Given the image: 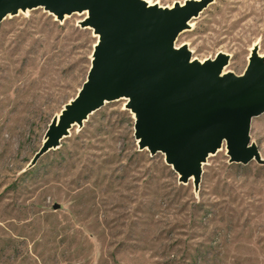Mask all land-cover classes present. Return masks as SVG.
I'll list each match as a JSON object with an SVG mask.
<instances>
[{
    "label": "rangeland",
    "instance_id": "obj_1",
    "mask_svg": "<svg viewBox=\"0 0 264 264\" xmlns=\"http://www.w3.org/2000/svg\"><path fill=\"white\" fill-rule=\"evenodd\" d=\"M85 17L36 8L0 21V264H264V165L220 149L195 192L162 153L138 150L124 99L25 169L86 80L98 37ZM182 45L199 61L224 53V71L242 74L254 45L264 59V0H210ZM249 135L264 160V113Z\"/></svg>",
    "mask_w": 264,
    "mask_h": 264
},
{
    "label": "water",
    "instance_id": "obj_2",
    "mask_svg": "<svg viewBox=\"0 0 264 264\" xmlns=\"http://www.w3.org/2000/svg\"><path fill=\"white\" fill-rule=\"evenodd\" d=\"M209 1L161 7L146 0H0V21L36 8L57 21L85 13L80 26L98 37L86 80L51 118L25 169L106 102L120 99L133 115L138 150L162 153L178 181L191 180L195 192L203 165L220 149L229 163L264 165L249 135L252 119L264 113V59L257 45L240 75L224 71V53L199 61L186 45L175 46Z\"/></svg>",
    "mask_w": 264,
    "mask_h": 264
},
{
    "label": "trees",
    "instance_id": "obj_3",
    "mask_svg": "<svg viewBox=\"0 0 264 264\" xmlns=\"http://www.w3.org/2000/svg\"><path fill=\"white\" fill-rule=\"evenodd\" d=\"M29 169H30V168H29ZM22 174H25V171H23Z\"/></svg>",
    "mask_w": 264,
    "mask_h": 264
},
{
    "label": "bare ground",
    "instance_id": "obj_4",
    "mask_svg": "<svg viewBox=\"0 0 264 264\" xmlns=\"http://www.w3.org/2000/svg\"><path fill=\"white\" fill-rule=\"evenodd\" d=\"M149 2V1H148ZM150 3V2H149ZM151 4V3H150ZM83 14H85V13H83Z\"/></svg>",
    "mask_w": 264,
    "mask_h": 264
}]
</instances>
